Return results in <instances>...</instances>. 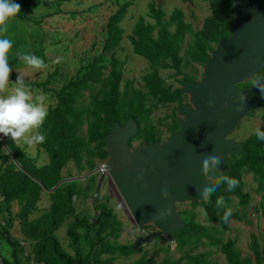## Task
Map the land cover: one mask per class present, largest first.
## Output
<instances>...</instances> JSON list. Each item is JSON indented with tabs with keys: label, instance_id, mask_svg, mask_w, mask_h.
<instances>
[{
	"label": "rangeland",
	"instance_id": "obj_1",
	"mask_svg": "<svg viewBox=\"0 0 264 264\" xmlns=\"http://www.w3.org/2000/svg\"><path fill=\"white\" fill-rule=\"evenodd\" d=\"M152 3L165 13L167 22L172 21L171 16L175 10H180L184 14L185 23L192 26V33H188L182 43L181 56L186 61L183 75L176 76L175 71L171 69L159 68L160 77L172 90L181 89L183 80L200 82L203 78L204 65L189 61V52L193 47L196 34L202 30L205 20L212 16L211 5L206 0H190L186 3L182 0H69L66 3L44 0L36 11L26 15L25 20L9 19L6 31L0 33V38L6 37L12 41V48L8 53V62L11 63L12 68L10 81L15 82L17 76L21 75L25 84L34 93L46 95L49 100L54 101L55 105L57 93L77 76L83 75L87 67L99 59L105 39L103 30L109 18L117 12L119 6L130 4L128 13L121 23L124 35L116 53L117 58L124 63V80L121 90L131 85L135 90L142 91L148 98L149 104H152L154 101L150 100L144 81L145 77L152 72V67L147 60L135 54L129 40L140 19L154 27L156 36L158 28L155 21L149 17V5ZM170 30L174 31V27ZM211 46L215 48L216 44ZM22 54H32L41 58L45 67L36 69L26 65L19 59ZM104 59L105 63L110 61L109 57ZM51 76L52 78L49 79ZM48 79L49 85H40ZM8 87L11 89L13 85L10 83ZM96 92L97 90L87 91L83 102L88 104L90 95ZM183 104H189L188 96L184 95L181 104L159 105L154 108L150 123L155 127L156 136L161 141L156 143L166 142L170 136L178 132V128H174L177 108ZM51 107L53 106L49 109ZM258 127L264 129L261 107L241 123L231 138L238 142H246L255 135V129ZM37 130L34 129L33 132ZM86 130L87 126L83 128V135L86 134ZM15 143L34 159L37 167L50 163L47 152L37 145L29 147L22 139L15 140ZM140 145H144V139L132 142L134 148ZM105 162L107 160L97 161V166L92 171L87 169L80 171L73 162L62 170L63 184L60 188L75 183L73 180H78L76 182L82 190V195L74 199L75 213L68 217L55 232L62 250L73 259L77 257L74 241L78 236L87 238L84 247L85 255L97 248L103 237L108 238L113 245L136 247L138 253L128 257L107 254L102 256L103 260L112 259L114 264H134L144 255L156 263L183 259V263L186 264L187 256L204 255L211 264H227L222 245L228 241L235 243V249L242 259H250L252 264H255L253 237L258 240L261 251H264V191L259 190L252 173L243 174L246 203H242L235 196H230L227 202L224 201L223 205L230 208L235 216L226 227L211 222L208 211L201 203L178 205V211L186 224L200 226L205 233L192 238L177 236L176 242L170 243L154 225L143 229L137 227L108 172H98L91 176ZM91 177L94 182L91 181ZM89 186L92 187L90 191H87L86 188ZM50 194L48 191L43 192L31 219H36L50 210L53 205ZM20 210L19 203L13 202L7 205L0 198V257L14 264H35L37 243L23 235L22 222L18 217ZM109 215H112L114 221L120 225L118 237L110 234L111 229L103 235L98 233L100 224ZM76 224L79 225L75 227ZM7 238L14 242V249L7 243ZM13 251H15L14 257ZM0 264H2L1 260Z\"/></svg>",
	"mask_w": 264,
	"mask_h": 264
},
{
	"label": "trees",
	"instance_id": "obj_2",
	"mask_svg": "<svg viewBox=\"0 0 264 264\" xmlns=\"http://www.w3.org/2000/svg\"><path fill=\"white\" fill-rule=\"evenodd\" d=\"M44 0H18L21 7L20 13L11 19L25 20L28 13L36 11ZM58 3H66L69 0H55ZM189 2L190 0H182ZM210 3L212 16L204 22L202 30L196 34L192 49L189 52V61L205 65L211 52L212 44H218L222 39L230 35L233 18L229 16L232 4L228 0H206ZM130 4L118 7L107 25L104 27V45L98 60L90 64L85 73L77 76L57 93L56 104L49 109L48 116L37 132L46 137L43 144L37 145L47 152L50 163L43 167H37L34 159L30 158L9 136L0 133V198L7 205L17 202L21 206L18 214L22 222L23 235L36 242L35 264H114L112 259L103 260V255L128 257L137 254L134 245H113L108 238L103 237L101 244L89 254H84L87 238L76 237L75 246L77 257L73 259L60 247L55 232L65 223L68 217L75 213L74 199L82 195V190L77 182L64 188H57L50 196L53 205L50 210L36 219H31L41 200L44 191H51L62 180V170L70 163L76 164L80 171H92L97 166V161L109 159L104 138L110 133L111 127L118 122L124 125L128 120L134 119L138 124L139 133L134 140L144 139V145L161 142L156 136L155 127L150 123V117L154 108L159 105L181 104L184 95L181 89L172 90L166 86L160 77L159 68L171 69L176 76L183 75L185 59L181 56L182 43L188 33H192V26L185 23L184 14L180 10L172 13V21L165 20V13L157 9L152 3L149 5V17L155 21L158 28L156 36L154 27L140 19L129 40L136 55L147 60L152 72L144 81L148 89L150 100L142 91L135 90L128 85L121 90L124 80V63L117 58V50L123 40L124 31L121 23L124 21ZM174 27V31L170 28ZM105 57L110 61L105 63ZM11 67V63H9ZM108 71V73H106ZM52 78L49 77V79ZM256 78H264V71ZM49 79L40 84L47 86ZM188 81V80H187ZM253 81L243 85L250 86ZM35 85V84H33ZM97 90L90 95L89 103L83 102L87 91ZM263 109L264 105L260 106ZM87 126L86 134L83 128ZM174 128L177 129L175 120ZM9 152L5 150L2 137ZM132 140L131 143L134 141ZM246 153L231 158L233 172L228 175L238 181V186L229 191L225 184H221L214 192L212 201L201 203L209 213L210 221L226 225L235 216L232 214L227 223L222 217L227 206H216V200L223 197L228 201L230 196L237 197L242 203H246L247 195L244 193L243 174L252 173L258 183L259 190L264 191V141L257 140L253 135L245 142ZM94 182L93 177L90 178ZM218 180V177L215 179ZM92 186L86 188L90 191ZM186 223V222H185ZM79 224H76L77 227ZM99 224L97 223V226ZM187 228L177 236L197 237L205 230L194 224H186ZM120 225L109 215L100 224L98 233L103 235L111 229L110 234L118 237ZM177 238V237H176ZM7 243L13 249L14 242L7 238ZM253 249L255 264H264V251H261L258 240L253 237ZM222 252L226 256L227 264H252L250 259H242L235 249V243L228 241L222 245ZM15 251H13V257ZM186 264H211L204 255L187 256ZM2 264H14L0 257ZM134 264H184L183 259L178 261H163L156 263L147 255L141 257Z\"/></svg>",
	"mask_w": 264,
	"mask_h": 264
},
{
	"label": "water",
	"instance_id": "obj_3",
	"mask_svg": "<svg viewBox=\"0 0 264 264\" xmlns=\"http://www.w3.org/2000/svg\"><path fill=\"white\" fill-rule=\"evenodd\" d=\"M228 1L233 18L229 37L211 52L200 82L181 81L189 104L177 108L178 132L166 142L134 148L131 141L139 133L138 124L134 119L124 125L116 122L104 138L109 160L91 174L108 172L137 227L154 225L170 243L187 228L178 205L205 202L202 189L221 174L233 172L231 158L246 153V147L231 136L264 105L259 88L243 86L264 71V0ZM214 149L222 154L215 165L210 159ZM205 158L207 172L202 169ZM214 192H209L208 201Z\"/></svg>",
	"mask_w": 264,
	"mask_h": 264
},
{
	"label": "clouds",
	"instance_id": "obj_4",
	"mask_svg": "<svg viewBox=\"0 0 264 264\" xmlns=\"http://www.w3.org/2000/svg\"><path fill=\"white\" fill-rule=\"evenodd\" d=\"M21 11V7L16 0H0V33L6 31V24L9 19L16 17ZM12 48V41L8 38H0V133L11 137L12 140L22 139L29 147L43 144L45 135L40 132H33L40 128L49 113V107L54 106V101L49 100L44 94L34 93L24 82L21 75H18L15 82H11L9 77L12 68L9 66L8 53ZM26 65L36 69L45 67L44 61L32 54H22L19 56ZM251 87L259 88L264 94V78H252ZM13 87L9 89L8 85ZM242 99H246L242 97ZM237 110H240L237 107ZM255 136L257 140L264 141V129L256 128ZM210 157L213 165L219 163L222 154L218 150H213ZM208 158L202 161V169L208 171ZM221 184H225L229 191L238 186V181L228 175L221 174L218 180H213L201 191L204 201H208L209 192L218 189ZM163 195L167 198V191ZM224 204L223 197L216 200V206ZM231 209L226 208L222 220L227 223L231 217Z\"/></svg>",
	"mask_w": 264,
	"mask_h": 264
},
{
	"label": "flooded vegetation",
	"instance_id": "obj_5",
	"mask_svg": "<svg viewBox=\"0 0 264 264\" xmlns=\"http://www.w3.org/2000/svg\"><path fill=\"white\" fill-rule=\"evenodd\" d=\"M131 146H132V143H131Z\"/></svg>",
	"mask_w": 264,
	"mask_h": 264
},
{
	"label": "built area",
	"instance_id": "obj_6",
	"mask_svg": "<svg viewBox=\"0 0 264 264\" xmlns=\"http://www.w3.org/2000/svg\"><path fill=\"white\" fill-rule=\"evenodd\" d=\"M106 172V171H105Z\"/></svg>",
	"mask_w": 264,
	"mask_h": 264
}]
</instances>
